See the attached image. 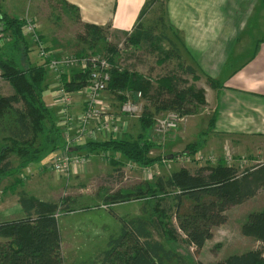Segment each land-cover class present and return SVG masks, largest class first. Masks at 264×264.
I'll return each instance as SVG.
<instances>
[{
	"label": "rangeland",
	"instance_id": "obj_1",
	"mask_svg": "<svg viewBox=\"0 0 264 264\" xmlns=\"http://www.w3.org/2000/svg\"><path fill=\"white\" fill-rule=\"evenodd\" d=\"M164 3V0H160L146 14L132 35L125 37L105 33L106 40L96 43L92 40L93 37L89 35L85 25L79 22L78 13L65 5L62 0H2L0 11L20 19L18 22L22 25L23 35L34 47V56L38 55V47L34 44L31 33L24 28L27 24L37 27L36 33L46 48L49 46L59 48L55 49L58 55L88 56L91 54L108 58L110 53L106 45L113 47L115 52L111 62L119 71H128L131 75L136 74L143 82L150 83L149 89L146 88L144 91L146 95L144 93L140 102L143 110L140 112L139 119L142 117L152 118L148 127L151 134L149 138L136 134L131 137V140L139 139L143 141L141 142L143 145H151L147 157L149 159L161 158L152 165L135 164L124 156L113 154L110 157L111 163H119L118 167L103 163V165H107V169L98 176L70 177L59 174L49 167L52 160L60 153L58 150L45 155L42 160L24 169L19 168L24 160L22 155L7 151L8 155L11 154L9 158L15 169L10 174L0 175V222L21 219L22 212L14 197L19 190H25L28 194L33 193L45 201L69 205L75 210L72 214L61 216L64 210L59 213V227L62 246H64L62 248L63 264L91 263L93 258L106 250L110 237L116 236L120 232L122 224L116 216L106 212L107 209L104 207L106 205L111 207V204H115L110 202L108 197L120 192L126 193L129 201L113 205L111 208L115 210L116 214L128 219L142 217L151 221L156 220L160 224L161 230L154 231L155 237L168 250L180 256L184 264L216 263L232 255L262 247V244L248 234L244 228L249 215L264 210V190H260L254 198L245 203L231 207L227 212L226 223L213 228L212 239L206 242L205 247L199 253L188 244L186 235L179 230L176 210H173L177 204L176 191L167 188L166 193H163L154 187L160 177L168 179L173 172L181 169L195 173L201 168L216 167L220 163H224L226 166L237 168L239 174H242L257 165L264 164V155L259 160L247 159L245 161L233 156V158L228 157L231 154L228 144L219 139L203 147L197 136L203 140V137L199 135L206 134L208 119L212 116V112L205 118V114L209 110L211 111V108L197 102L195 104L198 109L194 118L188 117L187 122L182 123L177 130L166 134L157 132L156 120L167 118L171 112L161 109L155 103L156 99L170 98L169 89L174 86L179 90L198 91L204 89L208 85V81L211 84V79L204 77L194 61L191 49L181 48L180 45L177 46L174 43L171 45L162 38L164 25L161 17L167 16L163 11ZM166 22L170 26L168 16ZM3 29L4 26L0 24V55L13 57L14 54H17L14 48L18 41H16L13 31L5 32ZM168 35L171 40L173 37L175 40L179 38V35L177 38L170 28ZM127 37H133L135 42L139 41L138 45L126 46ZM18 55L22 61L21 65L28 69L27 54L22 52ZM189 65L198 68L195 74L191 75L186 72ZM12 89L9 82L0 76V95H10L13 92ZM109 89L107 93L117 106H119L120 98L124 95H126L125 98L130 96L135 99L132 97L133 91L124 93V91L113 92L112 89ZM157 92L161 95L156 99L152 98ZM17 107L21 109L23 105L19 104ZM195 121H198L197 127L187 128L189 123ZM0 139H4V135L1 133ZM39 140L43 146L41 143L43 138L41 137ZM7 142L3 141L0 144V149L5 145L14 147L13 143ZM191 144L198 148L196 153H189L188 146ZM96 151L107 152L101 148L100 151L99 149ZM170 156H172L171 159L168 158ZM28 168H30L31 174L38 173L31 176ZM147 183L154 188L152 190L143 189L141 193H138V189L144 188ZM14 187L17 188L15 191ZM85 196L89 198L88 202L85 200ZM185 203L189 202L185 201ZM87 205H91L92 208L94 206V209L97 210L87 209V207L83 209Z\"/></svg>",
	"mask_w": 264,
	"mask_h": 264
},
{
	"label": "trees",
	"instance_id": "obj_2",
	"mask_svg": "<svg viewBox=\"0 0 264 264\" xmlns=\"http://www.w3.org/2000/svg\"><path fill=\"white\" fill-rule=\"evenodd\" d=\"M159 2L160 0H147L139 18L142 20ZM64 4L78 11L75 7L65 2ZM161 19L164 25L162 38L172 45L174 42L168 35L170 26L164 17ZM18 20L20 19L10 17L0 11V24L4 26L3 30L13 31L16 41L19 42L15 45L14 49L17 54L13 57L0 55L1 77L9 82L14 90L13 95H0V133L6 136L3 140L0 139V144L3 141H10L14 145V147L5 145L0 149V175L10 174L15 169L9 158L11 154L8 155L7 151L22 155L24 160L19 168L24 169L41 160L42 155L61 148L59 141L62 137V129L57 125L54 113L46 105L44 98L47 87L44 81L47 71L44 65H32L29 61L28 69L21 65L22 61L18 54L22 52L28 54L29 47L23 35L22 25ZM85 27L94 42L99 43L106 40L105 29L88 24ZM138 43L139 41L135 42L133 37H127L126 46L138 45ZM106 47L110 53L108 59L112 65L108 88L113 92L133 91L132 97L141 92L144 97V93L146 95L144 91L146 88L149 89L150 83L143 82L136 74L131 75L128 71H119L111 62L115 50L108 45ZM186 72L191 75L196 73L192 66H188ZM87 79V75L73 71L69 76L63 77L62 84L68 92L73 93L85 88ZM169 90L170 98L157 100L156 98L161 95L158 92L152 97L163 110L182 116H192L198 109L195 102L206 105L203 89L179 90L174 86ZM125 96L120 98L122 104L127 100ZM19 104L23 105L21 109L17 107ZM151 120V117L141 118L145 129H149ZM213 124L212 119L211 126ZM41 137L43 146L39 140ZM141 142L143 141L139 139L133 141L116 139L103 143L89 141L86 146L92 151L96 149L100 151L101 148L103 151L119 153L128 161L131 160L135 164L144 166L152 165L161 159H149L147 155L151 145H143ZM188 149L192 154L196 153L198 148L191 144ZM113 165L118 167L119 163ZM154 187L163 193H166L167 188L176 191L177 204L173 210H176L179 230L186 235L188 244L200 253L206 242L212 239L213 228L226 223L227 212L231 207L245 203L254 198L260 190H264V164L257 165L242 174H239L237 168L226 166L224 163L216 167L201 168L195 173L181 169L173 172L168 179L160 177ZM154 187L147 183L144 188L138 189V193H141L143 189L152 190ZM13 189L15 191L17 188ZM125 194L117 193L109 196L108 200L115 203L111 205L129 201ZM18 197L24 217L0 222V239L2 240L0 242V264H63L59 213L64 210L61 214L63 216L75 210L65 203L40 200L26 191L18 192ZM111 207L107 209V212L121 221L122 228L116 236L110 237L106 250L93 258L91 263L86 264H184L180 256L168 250L155 237L154 231L161 230L156 220L151 221L142 217L122 218ZM244 229L260 242L262 247L232 255L211 264H264V210L249 215ZM173 232L176 233L175 230Z\"/></svg>",
	"mask_w": 264,
	"mask_h": 264
},
{
	"label": "crops",
	"instance_id": "obj_3",
	"mask_svg": "<svg viewBox=\"0 0 264 264\" xmlns=\"http://www.w3.org/2000/svg\"><path fill=\"white\" fill-rule=\"evenodd\" d=\"M62 1L78 10L79 22L83 25H94L105 29L107 35L112 33L114 36L123 35L125 37L132 35L143 20L139 16L147 2V0ZM164 1L163 11L168 16L170 29L177 38L179 35L177 40L173 37L174 44L180 45L181 48L191 49L193 59L201 69V73L206 79L212 80L211 84L208 81V85L204 87L205 90L203 89L206 105L211 108V111L205 114V118L211 112L212 116L208 119L206 134L199 135L203 137V140L197 136L199 143L206 147L207 144H212L219 139L228 144L233 157L241 161L259 160L264 155V0ZM0 5L2 7V0ZM167 16H164L165 21H167ZM25 41L28 42V40ZM28 47L29 53L26 59L32 65H42L38 55H33L34 47L31 44ZM48 49L56 52L55 49L59 48L49 46ZM193 68L197 72L198 68ZM46 71L44 85L47 87L44 98L46 105L54 113L57 125L62 129V137L59 141L61 148L58 149L61 151L65 143V132L69 130L74 133L77 129V118L86 107L87 92L85 90L73 92V102L69 110L73 120H65L59 97L62 81L56 74L48 69ZM71 73L72 71L67 72L62 79ZM107 92L102 95L103 101L111 106L110 114L113 118L120 120L117 124L121 127V133L116 135L112 132H100L93 141L103 143L116 139L131 140V137L136 134L149 138L151 130L143 127L141 119L122 113V102L120 101L117 106ZM13 94L14 90L10 95ZM188 117L192 119L195 115ZM212 119L214 120L213 126H211ZM197 122L189 123L187 128L197 127L199 125ZM180 135L183 136V134ZM89 141V139H82L73 145V151L77 155L85 156L87 161L81 166L74 167L69 174L70 177L98 176L107 169V165L103 163L113 165L110 157L113 154L120 156L119 153L110 151L105 153L92 151L86 146ZM49 153L52 152L42 155L40 159L42 160ZM36 173L38 172L34 174ZM34 174L32 173L31 176ZM18 192L14 197L22 212L21 218H23L24 212L19 204ZM29 195L40 199L33 193ZM85 200L89 198L85 196ZM86 207L87 209L92 208L91 205L83 208Z\"/></svg>",
	"mask_w": 264,
	"mask_h": 264
},
{
	"label": "built area",
	"instance_id": "obj_4",
	"mask_svg": "<svg viewBox=\"0 0 264 264\" xmlns=\"http://www.w3.org/2000/svg\"><path fill=\"white\" fill-rule=\"evenodd\" d=\"M24 28L31 33L34 44L38 47V58L41 60L42 65L56 74L61 81L62 76L70 71H77L88 77L87 86L82 89L87 92V103L85 110L77 118V129L74 133L69 132V130L65 132L64 146L50 164L53 171L69 176L74 167L81 166L87 161L85 156L77 155L73 151L72 148L75 142H80L82 139L93 141L100 132H112V134L116 135L121 133V127L117 124L120 120L113 118L110 114L111 106L104 102L102 98L103 93L108 90L112 65L106 56L91 54L88 56L58 55L55 51L45 47L40 36L36 33L37 27L35 25L27 24ZM72 95L73 93L68 92L64 85L61 84L59 97L63 107V116L68 121L73 120L69 113L73 102ZM134 98L127 97V100L121 105V112L139 117L140 112L143 110L140 103L143 95L139 92ZM105 116L108 117L106 118ZM187 118L188 116L171 112L167 118L156 120L157 132L166 134L177 130L182 123L187 122ZM228 157L233 158L231 154ZM28 172L31 174L30 169H28ZM104 208L108 209L109 206L106 205Z\"/></svg>",
	"mask_w": 264,
	"mask_h": 264
},
{
	"label": "water",
	"instance_id": "obj_5",
	"mask_svg": "<svg viewBox=\"0 0 264 264\" xmlns=\"http://www.w3.org/2000/svg\"><path fill=\"white\" fill-rule=\"evenodd\" d=\"M169 159H171L172 158V156H170V157H168Z\"/></svg>",
	"mask_w": 264,
	"mask_h": 264
}]
</instances>
